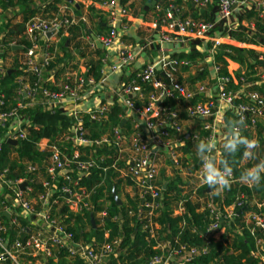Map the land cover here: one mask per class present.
I'll use <instances>...</instances> for the list:
<instances>
[{"label":"built area","instance_id":"obj_1","mask_svg":"<svg viewBox=\"0 0 264 264\" xmlns=\"http://www.w3.org/2000/svg\"><path fill=\"white\" fill-rule=\"evenodd\" d=\"M185 1L201 8H208L213 4V0ZM249 1L251 0H218V17L213 22L176 16L180 12V8L176 4H172L167 16L169 18L167 30L148 40L147 46L157 43L160 50L166 52L165 45L175 41L209 39L208 37L217 26H222L228 32L234 31L238 28L235 19L237 8L240 5L248 4ZM251 2L253 7L258 9L264 7V0H252ZM118 6L119 0L104 2V7L108 9L112 18L110 32L99 37L105 48L113 47L119 38V27L123 23L121 16H125L126 11L119 12ZM1 8L0 6V13ZM73 22L74 20L68 17L51 20L36 17L28 23L27 31L33 39L34 45L26 53L27 59L23 63L26 73L24 77H33L34 83L25 91L24 77L21 78L20 82L23 84L21 92L25 91L32 100L39 99L45 107L53 110L62 109L67 116L72 118L73 125L70 132L65 134V140L73 143L74 152L69 159L64 154L60 143H50L49 141L48 145L40 147L41 150H50L52 155L47 167L48 178L42 181L44 191L38 193L36 197L32 196L34 193L33 179L28 177L13 178L8 168H0V195L5 198L0 207V264L7 261L12 264H47L50 259L56 260L61 256L83 264H110L112 256L119 257L121 253L119 250L120 239L103 242L93 240L90 243L77 241L75 233L70 230L68 223L70 212L84 214L94 210L92 199L94 191L82 185L81 180L90 176L94 168H99L106 163L107 157L110 156L99 153V150L105 146L118 152L113 163L104 167L105 171L114 168L122 171L124 176L131 177L140 199H143L146 213L143 217V230L148 232L151 238L157 240L154 248L158 251L147 264H188L198 256L209 254L211 241L219 240L225 234L227 229L225 224L235 221L239 211L248 207L244 196L238 197L233 204L224 209H221L214 201H209L206 204L205 209L209 210L210 224L203 235L204 243L201 245L181 243L179 238H176L174 242L171 240L158 241L161 226L156 222L155 216L156 211L162 207L161 200L165 190L164 186L157 183L161 151L169 148V156L174 166L179 169L183 168L181 154L177 146L173 145L175 136H172V130L184 134L179 113L171 107L163 106L162 102L168 97L187 99L189 102L187 105L188 114L192 118L206 120L204 129L211 132L206 141L212 142L215 139V102L191 104L190 101L195 96V92L180 83L176 74L178 65L191 66L192 63L187 60L179 61L172 55L164 53L157 61L145 65L144 69L121 89L122 96L125 98L122 106L128 113L137 117L134 126L138 131L128 135L123 132L120 126L113 129L112 135L106 134L100 139H92L90 128L86 126V116L90 121L102 122L108 118V113L113 106L102 102L95 106H88L87 101L90 98H99L93 95L100 93L99 87L106 82L107 78L104 77L100 81H96L94 78H86L83 74H69L60 90L50 89L45 82V70L54 60V55L49 50H43L38 41V37L45 38L53 31L58 33L63 26H68ZM157 26L156 24L155 27ZM173 33L176 36L172 35ZM226 36L229 37L228 34ZM87 38L95 48L96 41L92 37L88 36ZM224 38L225 36H220L211 39L214 50L224 43ZM40 53L42 57L38 58ZM117 57L116 67L126 69L135 62L137 52L132 46L123 45L119 49ZM215 69L219 84V96L221 98L234 96L231 92L226 91L224 83L228 81V78L219 76V66H216ZM138 80L151 83L157 89V92L150 96L147 106L142 108L137 107L132 100L134 95L142 96L143 86ZM200 90L204 91L205 87L201 86ZM250 97L255 104L240 105L239 113L243 120H245L243 115L245 112L252 113L255 116L252 121L256 124L257 118L264 117V98L259 93H252ZM20 109L21 106L6 107L5 95L0 92V127L7 128V132L0 140V154L4 151L5 144H11L9 140L13 139L19 143L20 140L28 137L29 131L33 127L30 120L21 118ZM126 119L127 116H125ZM196 138L199 139L198 135ZM126 145L129 148L127 157H125ZM80 147L83 149H79ZM121 163L123 166H120ZM27 168L30 173L38 171V166L31 163H28ZM202 168L199 170L201 178ZM75 171L79 173L78 179H74L72 175ZM61 178H64L66 182L61 183ZM236 181H241V179L236 178L232 173L230 183ZM25 182L28 184L25 189H22L21 185ZM65 207L70 212L64 211ZM263 207L264 202L258 204L257 210H248L247 208L243 212L246 214L247 222L254 225L251 229L252 232L255 231V228L264 231ZM6 212L11 214L10 223L3 219ZM184 212L185 210L182 208V213ZM97 215L104 220L108 216V211L106 209L97 211L95 219H97ZM20 217L27 220L26 225H21ZM13 225H19L20 233L24 235L11 241L8 236ZM109 233L107 231L106 235ZM262 246H264V240L258 239V249L253 254L264 262Z\"/></svg>","mask_w":264,"mask_h":264},{"label":"trees","instance_id":"obj_2","mask_svg":"<svg viewBox=\"0 0 264 264\" xmlns=\"http://www.w3.org/2000/svg\"><path fill=\"white\" fill-rule=\"evenodd\" d=\"M48 2V0H45ZM50 3L45 5L44 11L40 9V17L45 18L46 12H50L54 18L64 19L68 16H57L58 4L63 0H49ZM102 1V0H96ZM130 0H121L122 5H128ZM143 8L145 11L150 10L151 5L154 3H161L164 5V10L160 13L162 17L165 12L168 13L169 8L172 4L180 6L183 0H141ZM44 2V1H43ZM184 2V1H183ZM32 0H0V6L3 10H8L10 8H16L19 5H24L30 9ZM191 4V3H190ZM130 6V5H129ZM193 11L192 18L195 20L205 19L206 22H213L215 19L216 9H214L212 14L208 16L207 14L196 13V9L190 5ZM180 8V7H179ZM93 11L94 7L91 8ZM82 10H77L80 15ZM43 12V13H42ZM38 16L36 11H32L30 16L25 17L24 20L18 23H13L11 20L8 22L0 23V45L4 48L3 51H13L12 42L23 47L22 50L15 51L19 53H27L28 50L34 45L33 39L28 34L27 27L31 19ZM72 20L71 17H68ZM98 23L99 35H103L101 31L108 29L103 26L105 20ZM46 19V18H45ZM253 20L255 23V31L249 29L244 25H239L234 31L228 32L227 29L222 30L223 35H229L233 40L244 43V44H254L264 46V7L258 9L253 7L251 9H246L244 16L241 20ZM201 21V20H200ZM88 27L84 23H71L68 26H63L58 35L59 43L57 45L49 42H43L40 37L38 41L43 46V50H49L54 55V60L45 70V77L47 74L54 70L56 71L57 78L60 77L65 70L71 66L72 71H78V75L84 73L80 72L79 63H72L75 60L77 54L75 50H72V46L75 45L76 49L81 50L79 56L85 58L87 61L86 67L88 69L89 77L94 78L96 81H100L103 78L102 67L103 58L106 55V50L95 47L92 51L89 50V46L83 47L82 37L89 34ZM69 32V35L65 33ZM106 33V34H107ZM200 41H193V51L190 53H179L175 54V58L179 61L187 60L191 63L198 64L201 60L205 59L207 54H202L196 49V45ZM49 46V48H47ZM58 47L59 54L55 51ZM211 47V46H210ZM60 52L64 55L61 56ZM248 54V55H247ZM5 53H3V57ZM262 56V57H261ZM17 59V63L14 65V72H5L0 75V89L1 93L5 95L6 107L15 108L18 107L17 103L24 97L23 93L20 91L23 89V84L20 82V78L26 73L24 72V65ZM214 60L217 66L220 67L219 76L228 78L226 81L225 88L228 93L235 94L240 90L244 83H253L250 86L249 91L251 93H259L264 98V84L258 85L257 81L259 77H256L260 67L264 68V54L258 53L253 49H247L231 43H223L214 54ZM229 60L236 61L241 65H246L247 69L244 72H238L235 76L229 72ZM183 70V72L188 71L189 66L178 65V70ZM197 73L191 76L193 84L196 81H205L210 75L209 68L207 66H199ZM138 72L134 73L132 76L135 77ZM179 74V73H178ZM177 75V74H176ZM178 81L180 83L184 82L182 76H178ZM32 84L34 83V78L30 76ZM190 79V80H191ZM245 79V80H242ZM67 80V79H66ZM65 80V81H66ZM237 80V82L235 81ZM143 86L142 96L134 95L132 100H134L137 107L147 106L150 96L157 92V89L151 83L142 82L138 80ZM217 81V79H216ZM215 82V81H212ZM47 86L52 90H60L56 86ZM200 88L195 90V96L190 101L191 104H196L198 102L205 103L204 96L202 95ZM251 95H241L234 99V103L237 107L240 105H254V101L250 97ZM189 102L183 97H168L163 102L162 105L166 107H171L179 113V120H188L192 117L188 114L187 105ZM216 109V108H215ZM26 116L32 123L33 127L30 129L28 137L24 140H20L17 145L5 144L4 151L0 154V168H8L10 170V175L13 178H31L34 180L33 187L34 193L33 197H36L38 193L44 191L42 181L48 178L47 167L49 165L50 157L52 155L49 150H41L40 143L43 139L47 138L51 143H60L64 154L67 158H71L74 152V145L72 142L66 141L65 134L70 132L73 125V120L71 117L67 116L62 109H56L53 111H47L43 107L37 106L35 108H29L27 110L20 109V113ZM127 111L123 106L116 104L114 105L110 112L108 113V118L102 122L90 121L86 116V126L91 130L92 139H100L106 134H113V129L122 126L125 121V116ZM245 116L244 126L241 128V134L247 137L249 140H253L255 136V130L258 133V145L262 152H264V122L261 118H257L256 124L253 123V118L255 116L252 113H244ZM194 118V117H193ZM198 119V118H197ZM241 119V114L235 111H229L225 116V122L227 124L226 131L229 132L231 125L229 121H238ZM200 120V119H199ZM204 123L197 133L199 139L197 141H192L188 139L186 134H179L176 130H172V136H179L185 142L183 147L184 154H189L193 158V172L199 171L203 164L196 151V144L200 140L206 141L210 136L211 132L204 129ZM133 119L129 118L128 127L130 134L138 131L135 126H132ZM6 132V130H5ZM2 131L1 136L5 134ZM144 133V131L141 130ZM83 149V148H79ZM99 150V153H105L110 157H107L106 163L102 164L99 168H94L90 176H86L81 180V184L88 187L89 190H93V203L94 210L87 211L84 214L70 212L68 208L65 207L64 211L70 212L68 219L70 230L75 233V238L77 241H82L85 243H90L93 240L97 242H103L105 240L113 241L115 239L121 240V245L119 250L121 251L118 258L113 257L111 259V264H147L151 257L155 255L158 251L154 248L157 244L155 238H151L149 233L143 230V217L145 213V206L143 205V199H140L137 191L133 196L127 195L126 202L119 205L114 197V190H116L119 196H122L123 189L126 185L134 186V181L131 178L126 180L119 177L118 170L110 168L105 171L104 167L109 166L113 163L118 152L114 149H109L105 146ZM244 149L241 148L240 151L235 156H230L226 150L221 149L220 163L225 161V166H232V173L236 178H240L242 172L246 169L253 167L254 160L250 159L247 164H244L245 157L243 156ZM183 166L186 167V161L181 158ZM28 163L38 166V171L30 173L28 171ZM75 166V165H73ZM120 166H123L122 163ZM76 167V166H75ZM74 179H78L79 173L75 171L73 174ZM65 179L61 178V183H65ZM168 182L167 187L164 190V197L161 200L162 207L156 211L155 220L161 226L159 230L158 241H173L179 238L181 243H188L189 245H201L204 243L203 235L210 224L209 210L204 209V211L199 212V205L193 200L191 193H184V189L179 187V184L183 183L182 177L176 174V177L170 180L168 177L160 178L157 183L160 186H164ZM206 184L202 185L198 189V194L206 200V202L222 201L220 194H215L212 190L209 191ZM225 198L223 199L222 205L229 206L233 204L238 197L244 196L248 204V210H257L258 204L264 202V174H262V179L259 184H248L243 181H236L230 183L228 188L224 189ZM210 198V199H209ZM5 200L4 196L0 195V207L2 202ZM185 207V212L182 214L175 215V210L180 206ZM106 209L108 211V216L104 220L96 219L97 227L94 228L91 217L92 214L96 217L97 211ZM264 212V207L262 208ZM3 219L10 223L9 218L4 215ZM20 223L22 226L27 224V220L20 217ZM227 229L225 234L219 240L213 239L210 244V253L203 256H198L188 264H264V262L256 257L253 252L258 249L257 240H264V231L260 228H255L252 232L251 229L254 227L252 223H248L246 220V214L242 213L237 216L235 221L225 224ZM109 231V236L106 237V232ZM20 233V226L13 225L10 228L9 238L14 241L17 237L23 236ZM261 252L264 253V246L261 247ZM58 262L53 259L47 264H83L79 261H71L65 257H60ZM2 264H12L7 261ZM179 264V263H174Z\"/></svg>","mask_w":264,"mask_h":264},{"label":"crops","instance_id":"obj_3","mask_svg":"<svg viewBox=\"0 0 264 264\" xmlns=\"http://www.w3.org/2000/svg\"><path fill=\"white\" fill-rule=\"evenodd\" d=\"M105 1L107 0H102V1L75 0L74 3H71L68 0H63L58 4V11H59V13L57 14L58 17L66 15L68 17H71L72 20H74L73 23L82 22L88 27V29H91L89 30V34L85 33V35L81 38L83 47L89 46L90 51H92L94 48L92 47L87 37L88 36L92 37V34L97 35L98 37H101L103 35H106V33L108 32V29H105L101 31L103 35L98 34V32L100 31L98 28V23L102 21L101 17H103V19L105 20V22H103L104 27L109 28L110 30L112 26V18L110 16V13L108 9L104 7ZM173 1L175 2V0ZM183 1L180 3V6L177 5L178 7H180V12L177 13L176 16L192 18V15L194 13L191 10L190 5H192L193 8L196 9V13L198 11L199 14L201 15L207 14L208 16H210L213 13L212 11L216 9V7H218V0H213V4L210 5V7L208 8H201V7L195 6L194 4H190L189 2L185 0ZM251 1H249L248 4L244 6L240 5L237 8V11L235 13L236 14L235 19H236L237 26L242 24L248 27L249 29L255 31V23L253 20L251 21L247 19L241 20V17L244 16L246 9H248L249 7H253V3ZM48 3H50L49 0L48 2L45 0H32L30 9L24 5H19L16 8H10L8 10H3V8H1L2 11L0 13V23L8 22L10 20L13 23L21 22L22 20H24L25 17L30 16L32 11H36V14L38 15L36 17L41 18L40 9L44 11V8H46L45 5H48ZM92 7L95 8L94 11L91 9ZM117 9L119 10V12H122V10L126 11V14L125 16H121V18H123L122 19L123 23L120 24L119 38L116 41L115 45L111 48H105V47L102 48L106 50V55L103 58L102 74H103V78L106 77L107 80L103 85H101L100 87L98 86L100 93L93 95L99 98H90L87 101L88 106H95V105H98L100 102L109 103L112 106L116 104H119L121 106L124 105L125 98L122 96L121 89L125 84L131 81L134 73L142 71L145 65H147L148 63L157 61L160 58V56H163L164 53H167L174 57L175 54L190 53L194 49L193 41H175L173 43L166 44L164 47L166 52L165 51L162 52L157 43L153 44L152 46H147L148 40H151L157 34H161L162 32L166 31L168 28V22H169V18L167 17L168 13L165 12V14L162 17L160 16V13L164 10L163 4L154 3L153 5H151L150 10L146 12L145 7L143 8V4L141 0H130L128 5L126 6L122 5L121 0H119V6ZM77 10H82L80 15L77 13ZM47 15L48 17H45L47 20H51L54 17L50 12H46L44 16H47ZM214 15H215L214 21H216L218 17V8L216 9V13ZM199 20L205 21V19H199ZM156 24L158 25L157 27H155ZM58 33H56L55 35L51 37H49L48 35L47 37L42 38V41L57 45L60 41L59 39H57ZM65 35L68 36L69 32L66 31ZM172 35L176 36V34L174 33ZM220 36H225V38L223 39L224 43L235 44V45L247 48V49H253L257 51L258 53L264 54V46L254 45V44H244V43L237 42L233 40L230 36L227 37L226 35H223L222 30L220 29L219 26H217L215 30L211 33V35L208 37L209 39H206V40L198 39V41L200 42L199 44L196 45V49L202 54H207L206 58L201 60L198 64L193 65L192 63V65L189 66V69L186 72H183L182 69L180 70V72L179 70L177 72L178 76H182L184 78V82L186 83V86L188 87L189 90L195 92L197 88H200L201 86L205 87V90L202 92V95L204 96V100H205L204 102H210V101L215 102V105H216V117L214 119L215 139L213 141V143L215 144V148L213 149L212 156L215 158L217 167H219V163H220V154H221V149L223 147L224 138L228 134V132L226 131L227 124L225 122V116L229 111H235L239 113L240 110L235 105L234 99L244 94L248 96L251 95L252 93L251 91H249V88L250 86L253 85V83H244V85H242L240 90L236 92L234 96L229 97V98H221L219 96L218 94L219 84H218V81H216L217 72L215 69L217 64L215 63V60H214V54L218 49L214 50L211 39L213 37H220ZM123 45L132 46L133 49H135V51L137 52V58L135 62L132 63L126 69H119L116 67L117 66L116 64L118 61L117 53ZM12 47H13V51L11 50L3 51L4 48L0 45V75H3L5 72L10 71V70L16 71V69H14L13 67L15 63H17V59L19 61V58H20L21 59L20 61L22 63H24L25 60L27 59L26 53L17 54L15 52L17 50L23 49L21 45H17L15 42H12ZM14 47H21V48H14ZM96 47H98V45H96ZM72 50H75V53L77 54L75 60L77 63H79L80 72L84 73L85 75L88 72V69L86 67L87 61L85 60V58H82L81 56H79V53L81 50L76 49L75 45L72 46ZM55 51L59 54L58 47H56ZM3 53H5L4 57H3ZM60 55L63 56L64 54L60 52ZM41 57L42 55L40 53L38 58H41ZM199 66L201 67L207 66L209 68L210 75L207 77L205 81H196V83L193 84L191 76L198 72L197 69ZM71 68L72 67L69 66L65 70V73H63L58 78H57L58 74L56 73L57 70L50 71L47 74V77H45L46 85L48 84L51 87L56 86L58 89L61 88L69 74H78L79 70L74 71V72H69L70 70H72ZM228 69H229V72L232 74V76H235L238 72H244L247 69V66L241 65L240 63L236 61L229 60ZM23 77L24 76H22L21 78ZM256 77H259V80L257 81L258 85L264 84V68L263 67L259 68L258 74L256 75ZM212 81H215V82H212ZM235 81L237 82V80ZM31 84L32 82H31L30 77H26V78L24 77V90L25 91L30 87ZM100 88H103V89H100ZM25 91L23 92L20 91V93L24 94V97L22 100H19L17 103L18 104L17 106H21L22 110H27L29 108H35L37 106H40V107H43L47 111H53V109H50L47 106L45 107L44 105H42L39 99L32 100L30 97H28ZM0 92H2L1 89H0ZM20 115L22 119L29 120L26 116H23L22 112L20 113ZM126 116H127V119L125 120L126 122L122 124L121 128L123 129V132L129 135L130 134L129 129L128 127H125V126L126 124H129V118H130V119H133L132 126L134 127L136 123L135 120L137 119V117L134 116L130 112L128 113V111H127ZM262 118H261L262 122H264V117ZM205 121L206 120L203 118L197 119L195 117L182 121V127H183L184 134L187 135L186 137L188 139H191L192 141H197L198 139L196 138L197 133L200 131V128L203 125V122ZM5 130L7 132V128L0 127V140L4 137L5 134L1 136V133L2 131L5 132ZM90 134H91V130H90ZM174 139H175L174 140L175 143L173 145H175V147L177 146V149L180 152L181 157L183 158L184 161L187 162L186 164L187 165L190 164L193 158L189 154H184V151H183V147L185 146L186 142L179 136H175ZM253 140H255L256 142L258 141L257 130H255V136ZM49 141L50 140L47 138L43 139L40 143V147L42 145L44 146L48 145ZM169 154H170L169 148H165L163 149V151H161V155L159 159V166H160L159 175H158L157 181L162 177L164 178L168 177L170 180H172L176 177V174L178 173L181 177L185 175V167L183 166V168H180V169L175 167L170 159ZM128 155H129V148L126 145L125 157H127ZM260 156H261V159H264V152H262L261 149H260ZM249 161L250 159L245 158L244 164H247ZM118 172H119V177L124 180H126L129 177V176L128 177L124 176L122 171H118ZM182 181L184 184V180ZM165 185H168V182H166ZM202 185H204V183L202 182V178L200 177L199 171L197 170L196 172H193V189H191L190 192H188L185 188L181 187L184 189V193L186 194L191 193L193 200L195 201V203L199 205V212L204 211V209L206 208L205 206L208 203L197 192L198 189ZM135 192H136L135 185L134 186L126 185L123 189L122 196H119V197L124 203L126 202L127 195L130 194L131 196H133ZM219 194L223 199L225 198L224 189L220 191ZM223 199L222 201L217 202L221 209L226 208L225 205H222ZM181 205L182 204H180V206L175 210L174 212L175 215L182 214V208H184L185 210V207ZM97 218L99 220H102L101 217L98 215H97ZM106 236H109V235H106ZM60 259L61 258L58 257V259L56 260L53 259V260L55 262H58Z\"/></svg>","mask_w":264,"mask_h":264},{"label":"clouds","instance_id":"obj_4","mask_svg":"<svg viewBox=\"0 0 264 264\" xmlns=\"http://www.w3.org/2000/svg\"><path fill=\"white\" fill-rule=\"evenodd\" d=\"M231 128L224 138L223 149L230 156H235L241 148L244 149L243 156L247 159L257 160L256 149L259 148L255 140H249L241 134L244 120L241 117L238 121H229ZM215 144L212 141L200 140L196 144L197 155L202 161V182L206 184L215 194H219L230 186L232 166H225V161H221V166L217 167L215 158L211 155ZM264 174V159H259L253 167L246 169L241 174V181L250 184H259Z\"/></svg>","mask_w":264,"mask_h":264},{"label":"water","instance_id":"obj_5","mask_svg":"<svg viewBox=\"0 0 264 264\" xmlns=\"http://www.w3.org/2000/svg\"><path fill=\"white\" fill-rule=\"evenodd\" d=\"M68 1H70L71 3H74V2H75V0H68ZM77 6H79V5H77ZM56 33H57L56 31H53V32H50L48 35H49V37H51V36L55 35ZM92 37H93V39L96 41V43H97V45H98L99 48H104L103 43L100 41V39H99V37H98L97 35L92 34ZM14 48H21V47H14ZM13 71H14V70H10L9 72H13ZM85 77H86V78L89 77V73H88V72L85 74ZM125 122H126V121H124L123 124H124ZM9 143L14 144V145H17L18 142H17L16 140L11 139V140H9ZM256 157H257V160H256V161L254 160V164H255V163H258V162H259V159H261V156H260V148H258L257 151H256ZM215 163H216V161H215ZM27 184H28V183L25 182L24 184L21 185V188H22V189H25L26 186H27ZM166 187H167V185H165L164 188H166ZM209 191H211V189H209ZM114 197H115V199H116V201H117V203H118L119 205H122V204H123V201L121 200V198H120L119 195L117 194L116 190H114ZM247 208H248V207H245V208L241 209V210L239 211V214H242ZM5 214H6V216H7L8 218H11V214H10L9 212H6ZM91 220H92V223H93V225H94V228H96V227H97V223H96V219H95L94 215H92Z\"/></svg>","mask_w":264,"mask_h":264},{"label":"rangeland","instance_id":"obj_6","mask_svg":"<svg viewBox=\"0 0 264 264\" xmlns=\"http://www.w3.org/2000/svg\"><path fill=\"white\" fill-rule=\"evenodd\" d=\"M74 64H77L76 60L72 61ZM69 72H74L70 70ZM193 161L185 167V175H183L184 184L181 183L179 187L185 188L188 192L193 189Z\"/></svg>","mask_w":264,"mask_h":264}]
</instances>
